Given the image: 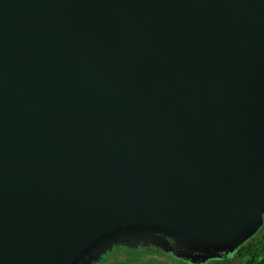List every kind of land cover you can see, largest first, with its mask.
Returning <instances> with one entry per match:
<instances>
[{
	"label": "water",
	"instance_id": "water-1",
	"mask_svg": "<svg viewBox=\"0 0 264 264\" xmlns=\"http://www.w3.org/2000/svg\"><path fill=\"white\" fill-rule=\"evenodd\" d=\"M263 227L264 0H0V264Z\"/></svg>",
	"mask_w": 264,
	"mask_h": 264
},
{
	"label": "rangeland",
	"instance_id": "rangeland-1",
	"mask_svg": "<svg viewBox=\"0 0 264 264\" xmlns=\"http://www.w3.org/2000/svg\"><path fill=\"white\" fill-rule=\"evenodd\" d=\"M241 250L234 256L221 260L212 261L207 264H247V257ZM98 264H191L178 259L164 251L150 247L132 249L127 247H117L109 254L105 255Z\"/></svg>",
	"mask_w": 264,
	"mask_h": 264
},
{
	"label": "trees",
	"instance_id": "trees-1",
	"mask_svg": "<svg viewBox=\"0 0 264 264\" xmlns=\"http://www.w3.org/2000/svg\"><path fill=\"white\" fill-rule=\"evenodd\" d=\"M241 250L249 257L247 264H264V227L238 252H241Z\"/></svg>",
	"mask_w": 264,
	"mask_h": 264
}]
</instances>
